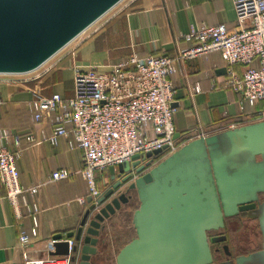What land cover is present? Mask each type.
<instances>
[{
  "label": "water",
  "instance_id": "95a60500",
  "mask_svg": "<svg viewBox=\"0 0 264 264\" xmlns=\"http://www.w3.org/2000/svg\"><path fill=\"white\" fill-rule=\"evenodd\" d=\"M123 1L0 0V76L39 70ZM175 139V152L137 154L109 168L113 183L88 198L77 231L55 235L48 253L68 256L73 241L72 264H93L107 252L109 230L139 204L136 238L116 264H264V121ZM229 219L257 222L261 248L239 253L223 246L226 235H211ZM221 245L227 260L218 263Z\"/></svg>",
  "mask_w": 264,
  "mask_h": 264
},
{
  "label": "crops",
  "instance_id": "0c3cea01",
  "mask_svg": "<svg viewBox=\"0 0 264 264\" xmlns=\"http://www.w3.org/2000/svg\"><path fill=\"white\" fill-rule=\"evenodd\" d=\"M123 10L124 13L117 16L110 26L111 30L83 44L78 54L72 53L50 73L44 70L33 78L19 81L25 84L24 89H19L16 83L3 84L4 80L0 81V130H9L22 138L17 169L23 188L46 182L55 171L65 169L78 172L83 167V154L77 148H70L69 139L61 137L54 145L48 138H43L42 133L47 137L51 129L33 120L31 102L36 99L35 88H40L37 91L46 97L60 94L64 98H71L74 94L73 69L76 66L104 70L133 54L139 57L160 55L174 58L181 50L190 47L183 37L193 28L225 25L230 30L238 29L234 0H131ZM236 70L240 71V68ZM66 73L70 81L67 85L63 82ZM226 76V63L219 53L179 64L172 78L176 87L174 104L177 108L174 125L176 134H180L183 140L212 136L258 122L252 113L261 106L253 109L247 105L242 111L240 96L223 88ZM196 87L200 89L199 93L194 91ZM31 134L37 136L34 144L27 141ZM147 134H153L151 127ZM3 145L15 151L12 140ZM101 176L98 175V178ZM102 177L107 184L113 183L109 169ZM6 194L5 187L0 184V264H26L18 244L21 232L31 234L34 227L29 212L32 204L37 203L42 209L38 237L27 250L28 259L36 261L51 256L47 249L55 235L65 236L77 231L90 197L87 183L79 175L46 184L37 195L27 194L26 201H21L22 218L18 219L6 200ZM79 198H85L86 204H80ZM247 225L239 219L230 224L229 231L236 239L232 246L236 250L240 251L251 244L243 241L252 234ZM106 236L109 243L107 252L104 256L93 257V264H102L100 260H103V264H116L119 252L136 238L133 218L127 222H117Z\"/></svg>",
  "mask_w": 264,
  "mask_h": 264
},
{
  "label": "built area",
  "instance_id": "2783aa9c",
  "mask_svg": "<svg viewBox=\"0 0 264 264\" xmlns=\"http://www.w3.org/2000/svg\"><path fill=\"white\" fill-rule=\"evenodd\" d=\"M234 5L237 30H230L225 25L193 28L183 37L190 47L181 50L174 58L133 54L104 70L76 66L71 98L60 94L46 97L37 91L40 88H35L36 99L31 102L33 120L51 129L47 137L42 133L43 138H48L54 145L61 137L69 139L70 148L82 152L83 167L78 172L55 171L46 182L25 189L20 184L17 169L22 138L9 130H0V184L6 189V200L16 218H22L21 201H26V195H37L46 184L79 175L87 183L89 196L96 199L105 182L103 173L109 168L131 162L137 154L163 149L171 153L177 151L179 144L175 139L174 125L176 87L172 78L181 63L219 53L226 63L223 88L240 96L242 111L247 105L253 109L260 105L252 117L258 122L264 121V0H234ZM237 67L240 71L236 70ZM15 81L4 80L2 83H16L19 89H24L23 82ZM194 91L199 93L200 89L196 87ZM149 127L153 132L151 136L147 134ZM10 140L15 151L3 145ZM27 141L34 144L37 136L31 134ZM98 175H102L101 178ZM78 201L86 204L85 198ZM29 212L34 227L31 234L21 232L18 244L26 264H72L73 241H69L68 256H49L36 261L28 259V247L38 237L41 206L34 203Z\"/></svg>",
  "mask_w": 264,
  "mask_h": 264
},
{
  "label": "rangeland",
  "instance_id": "374dc122",
  "mask_svg": "<svg viewBox=\"0 0 264 264\" xmlns=\"http://www.w3.org/2000/svg\"><path fill=\"white\" fill-rule=\"evenodd\" d=\"M131 2V0H125L124 2H122V4H119L117 7H115L112 11H110L106 16H104L102 19H100L96 24H94L90 29H88L84 34H82L79 38H77L73 43H71L69 46H67L64 50H62L60 53H58L54 58H52L48 63H46V65L40 69L39 72L31 74V75H24V76H17V77H0V81L1 80H16V81H24L30 78H33L34 76L38 75L41 71L43 72L45 70L46 73H50L51 71H53L56 66L62 61L67 59V57H69L72 53H76L78 54L79 50L81 49L82 45L85 44L86 42H88L89 40L97 37V35H100L102 32L106 33L109 30H111L112 28V23L115 21L116 17L121 15L122 13H124L125 10L124 7L128 6L129 3ZM111 26V27H110ZM104 36V34H103ZM125 59V58H124ZM122 60V59H121ZM66 79L63 81L65 85H67L70 81H68V73H66L65 75ZM37 94V93H36ZM138 205H135L132 209V211H129L124 220L127 222L130 218H133V213H134V209L138 208ZM124 220H122V222H124ZM233 222L230 220L228 223L233 224L234 222L237 221V219H232ZM252 225H247V227L249 228V230L251 229V236L247 237L245 241H248L249 239L252 241V244H249V247H245L242 250H238L239 253H241V251H244L245 253L247 252H251L252 250H254L255 248L260 249L261 245H262V238H261V234H260V230L258 227L257 222H251ZM133 230V229H131ZM218 233H226L229 235L230 240H231V244H233L236 239H235V235L232 236V234L230 233V231L226 230V231H219ZM211 235H214V233H211ZM242 241V243H244ZM229 244V242H228ZM251 245V246H250ZM220 247L219 245H215L212 248H218ZM222 247V245H221Z\"/></svg>",
  "mask_w": 264,
  "mask_h": 264
},
{
  "label": "flooded vegetation",
  "instance_id": "af4514ba",
  "mask_svg": "<svg viewBox=\"0 0 264 264\" xmlns=\"http://www.w3.org/2000/svg\"><path fill=\"white\" fill-rule=\"evenodd\" d=\"M230 220H232V219L227 220V222H226V229L223 230V231H226V230L229 231V229H230L231 226L229 225L228 222H229ZM232 222H233V221H232ZM245 223H246V222H245ZM246 224H248V223H246ZM218 235H226V237H227V242H226L224 245H223V244H222V245H223V246L228 245L229 247L232 248L231 240H230V237H229L228 234H226V233H214L213 236H218ZM248 241H249V240H248ZM228 242H229V244H228ZM223 246L220 248V249H221L220 254H219V253H218V254H215V262L222 263V262H224V261L227 260V257L224 256L225 254H224V252L222 251Z\"/></svg>",
  "mask_w": 264,
  "mask_h": 264
}]
</instances>
